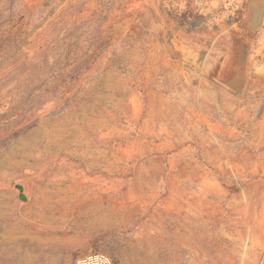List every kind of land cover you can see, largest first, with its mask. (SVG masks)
I'll return each mask as SVG.
<instances>
[{
    "label": "rangeland",
    "instance_id": "obj_1",
    "mask_svg": "<svg viewBox=\"0 0 264 264\" xmlns=\"http://www.w3.org/2000/svg\"><path fill=\"white\" fill-rule=\"evenodd\" d=\"M262 74L264 0H0V264H264Z\"/></svg>",
    "mask_w": 264,
    "mask_h": 264
},
{
    "label": "built area",
    "instance_id": "obj_2",
    "mask_svg": "<svg viewBox=\"0 0 264 264\" xmlns=\"http://www.w3.org/2000/svg\"><path fill=\"white\" fill-rule=\"evenodd\" d=\"M74 264H114V262L106 253L89 251L79 256Z\"/></svg>",
    "mask_w": 264,
    "mask_h": 264
},
{
    "label": "crops",
    "instance_id": "obj_3",
    "mask_svg": "<svg viewBox=\"0 0 264 264\" xmlns=\"http://www.w3.org/2000/svg\"><path fill=\"white\" fill-rule=\"evenodd\" d=\"M258 17H259V16H258ZM261 21H262V19L260 20V19L258 18V20H257L256 17H253V15L251 16V20H250L251 23H255V24L257 23V24H258V23H260ZM261 68H263V67H261ZM261 68H260V69H261ZM260 69H259V70H260ZM262 75H263V77H264V74H262ZM256 98H257V97H255V99H256ZM249 101H250V100H249Z\"/></svg>",
    "mask_w": 264,
    "mask_h": 264
},
{
    "label": "water",
    "instance_id": "obj_4",
    "mask_svg": "<svg viewBox=\"0 0 264 264\" xmlns=\"http://www.w3.org/2000/svg\"><path fill=\"white\" fill-rule=\"evenodd\" d=\"M240 93H241V89H240V88H236L234 94H235L236 96H239ZM18 188L21 189L20 186H18Z\"/></svg>",
    "mask_w": 264,
    "mask_h": 264
}]
</instances>
